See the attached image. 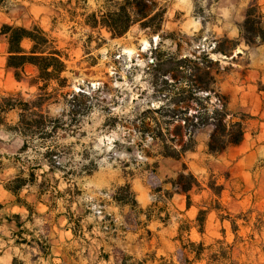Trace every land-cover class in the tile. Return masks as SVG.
<instances>
[{
	"label": "rangeland",
	"instance_id": "rangeland-1",
	"mask_svg": "<svg viewBox=\"0 0 264 264\" xmlns=\"http://www.w3.org/2000/svg\"><path fill=\"white\" fill-rule=\"evenodd\" d=\"M217 1L165 0L167 15L161 37L150 35L135 25L124 37L112 40L106 30L92 31L84 25L87 15L101 10L105 0H0V29L4 24L27 29L34 24L39 25L57 41L58 48L69 56L67 70L62 75L69 81L64 92L77 93L83 89L102 87V91L90 99L94 108L84 115L76 116L80 121L78 127L73 128L69 136L58 140V144L66 148L68 154L61 160L62 165L71 163L73 169H80L88 165L89 161H95L97 169L91 175L72 177L71 181L65 180L61 172L47 176L48 179L54 177L59 180L57 189L61 192L74 189L75 183L80 189L81 193L75 197L72 206L76 215L84 216L83 235L79 238L66 230L65 217L58 219L52 226L49 219L53 214L45 219L41 217L46 216L47 207L37 202L34 186L25 187L20 196L36 207L37 215L32 222H24L22 234L16 228L15 221H11L15 215L25 221L29 213L25 207L16 204V198L5 190V186L19 174L21 166L28 168L26 159L34 160L40 156L33 153L20 155L22 137L8 130V127L15 126L17 114H8L6 120L0 116V202L4 205L0 220V264H13L15 259L16 264H115L113 255L109 262L98 259L102 248L108 253L113 246L136 258L156 253L157 259L164 257L165 262L169 263L178 261L177 251L181 241L184 244L189 240L203 241L206 246L214 245L217 240L235 242L230 222L220 219L219 215H226L224 211L219 215L212 212L208 216L204 235L193 227L200 206L213 202L215 197L207 191H193V205L187 209L186 196L174 193V189L165 183L177 177L183 164L204 184L214 174L218 184L225 186L219 200L221 205L231 213L232 219L243 214L237 221L239 231L234 260L238 264H264V92L259 91L262 86L256 73L246 72L249 56L237 54L238 46L231 51L230 42L222 38L223 27L228 28L227 23L235 28L236 24L244 20L249 0H221L216 4ZM187 2L191 5L190 10H178L179 7L185 8ZM260 2L264 6V0ZM218 8L224 10V19L220 18ZM201 22L203 25L200 28ZM261 25L264 27V22ZM240 43L244 45L246 42L242 38ZM23 46L28 49L30 44L25 41ZM216 49L226 53H216ZM203 50L220 62L218 80L221 90L229 96L231 110L239 113L246 123L242 143L230 147L217 157L209 155L207 144L211 129L206 128L196 136V150L182 160L143 157L141 148L137 146L141 142L139 133L129 123L149 107L160 105L159 100L163 97L160 91L164 87L163 71L158 62L153 60L156 57L165 60L168 55L192 57ZM6 55L7 44L2 38L0 96L5 95V92L20 93L26 100L34 99L38 89L29 86L28 80L21 83L15 80L13 72L6 67ZM26 74L30 79L35 71L27 67ZM167 78L173 82L171 77ZM55 86L52 83L48 91ZM65 109L63 100L47 107L54 118L60 117ZM109 115L118 116L125 126L107 128L104 123ZM148 145L149 142L143 143V149L149 150ZM152 153H156L155 150ZM82 156L88 159H82ZM155 162L158 167L152 175V168L147 165L151 166ZM48 170L44 164L38 173L43 174ZM126 182L132 185L140 208L144 211L156 200V188L162 186L169 190L173 194L172 199L158 206H167L170 221L165 224L154 218L151 223H147L146 218L141 216L138 219L140 225L136 226L134 214L129 208L120 209L110 204L106 194H111L116 187ZM97 199L106 200L102 209L106 216L115 220L116 226L129 228L128 232L120 234L122 238L106 241L107 234L101 229L105 217L96 212L93 204ZM43 200L46 202L47 197ZM59 205L60 211H66L64 207L67 203L60 201ZM162 216L165 217V214ZM181 224L193 228L180 235L178 230ZM256 225L258 228H255ZM131 229L138 232L134 233ZM13 233H18L19 237H14ZM40 235H48L50 239L51 249L46 256L39 254L38 246L31 242L39 240ZM16 240L22 244L17 246ZM160 263L157 261L155 264Z\"/></svg>",
	"mask_w": 264,
	"mask_h": 264
},
{
	"label": "trees",
	"instance_id": "trees-1",
	"mask_svg": "<svg viewBox=\"0 0 264 264\" xmlns=\"http://www.w3.org/2000/svg\"><path fill=\"white\" fill-rule=\"evenodd\" d=\"M166 14L167 6L164 0H105V5L101 10L87 15L84 25L92 31L106 30L112 40L124 37L135 25H139L150 35L160 36ZM263 22L264 13L259 0H249L244 22L240 26V35L247 45L252 46L257 43L264 45V27L261 25ZM2 38L7 44V69L13 72L17 82L28 80L29 86L38 89L35 98L31 100L24 99L20 93L5 92V95L0 96V116H4L1 118L6 120L7 115L13 112L18 116L15 126L8 127V130L22 137L19 154L33 153L35 156H40L34 160L26 159L25 164L28 168L21 166L19 174L8 181L5 186V190L16 198V204L25 207L29 213L25 221H22L18 215H15L11 221H15L16 228L22 234L24 222H32L37 215L36 207L22 200L20 196L25 187L34 186L37 202L47 207L46 216L41 217L45 219L53 214V217L49 219L51 226L61 217H65L67 219L66 230L79 238L83 235L84 216L76 215V212L72 211V206L75 197L81 193L80 189L75 183L74 189H65L61 192L57 189L59 180L54 177L48 179L47 176L61 172L65 180L71 181L72 177L91 175L97 169L95 161H89L88 165L80 169H73L71 163L62 165L61 160L65 159L68 154L65 152L67 149L58 144V140L69 136L73 128L78 127L80 121L76 119V116L84 115L94 108L90 99L97 96L102 91V87L83 89L77 93L64 92L69 81L62 75L67 70L66 61L69 60V56L58 48L57 41L39 25L34 24L27 29L23 26L4 24L0 29V40ZM223 39L230 42L231 51L238 46L237 41L226 37ZM25 41L30 44L28 49L23 46ZM214 52L226 53L221 49H216ZM153 62H158L163 71L161 76L164 87L160 91L163 96L159 100L160 105L154 108L149 107L129 123L130 127L139 133L141 142L137 146L141 148L143 157L182 160L188 153L196 150V136L206 128L211 129L210 140L207 144L209 155L217 157L230 147H236L242 143L246 123L239 113L231 110L230 98L221 90L218 80L219 61H215L210 53L203 50L192 57L178 58L168 55L165 60L156 57ZM27 67H32L35 71V75L30 79L26 74ZM167 76L171 77L173 82H169ZM52 83L56 86L48 91ZM60 100H63L66 109L60 117L54 118L50 116L47 107L53 103H59ZM104 125L109 129L125 126L118 116L110 115L105 119ZM146 142L150 143L149 150L143 149V143ZM154 150L156 153H152ZM1 158L0 155V167L2 166ZM82 159L87 160L88 157L82 156ZM17 160L20 161V158ZM44 164L49 170L39 174ZM147 166L152 168L151 174L154 175L158 163ZM39 177L42 178L41 181ZM165 183L174 189V193L186 196L187 209L193 205L191 197L193 191H207L215 197L213 202L200 206L194 221L196 225L193 227L204 235L208 216L212 212L219 215L224 211L226 215H219L220 219L222 222L225 220L230 222L232 232L236 237L235 242L217 240L214 245L206 246L203 241L189 240L187 244L181 241L180 249L177 251L178 261L169 263L165 262L164 257L157 259L156 253H147L141 258H136L113 246L112 251L108 253L104 248L101 249L99 261L109 262L113 255L115 264H155L157 261H160V264H201L204 261L205 264H238L233 255L239 231L237 221L242 218L243 214L240 213L232 219L231 213L221 205L219 200L223 196L225 186L218 184L214 174H211L209 182L204 184L186 164H183L175 179H169ZM154 194H156V200L147 211L140 208L137 196L129 182L116 187L111 194L107 193L106 197L110 204L120 209L129 208L134 214L136 226L140 225L138 219L141 216L146 218L147 223H151L155 218L167 224L171 219L167 206L159 207L158 204L170 201L173 194L162 186L156 188ZM44 197H47L46 202L43 200ZM60 201L67 203L64 212L59 210ZM105 202L106 200L97 199L93 204L96 212L105 217L101 229L107 234L106 241L109 242V240L122 238L120 234L128 232L129 228L123 225L116 226L115 220L105 215L102 209L106 205ZM3 209L4 205L0 202V220ZM162 214H165V217ZM106 221L109 223L107 224ZM193 227L181 224L178 232L181 235L185 231L190 232ZM132 231L138 232L137 230ZM147 233L151 234L150 231ZM223 235L225 237V230H223ZM13 236L18 238L19 234L13 233ZM92 238L95 237L92 236ZM49 241L48 235H40L39 240L31 242L38 246L39 254L46 256L51 249ZM15 244L19 246L22 243L16 240ZM16 263L15 259L13 264Z\"/></svg>",
	"mask_w": 264,
	"mask_h": 264
},
{
	"label": "crops",
	"instance_id": "crops-1",
	"mask_svg": "<svg viewBox=\"0 0 264 264\" xmlns=\"http://www.w3.org/2000/svg\"><path fill=\"white\" fill-rule=\"evenodd\" d=\"M165 2V0H164ZM221 2V0H218L216 2V4H219ZM173 5L175 3H172ZM259 4L261 5V8H262V11L264 13V6L261 4L260 0H259ZM191 9V5L190 3L187 2V6L184 8H178V10L180 11H185V10H190ZM219 9V8H218ZM221 13H219V16L220 18L224 19L225 17V12L223 9H219ZM246 12V10H245ZM167 15V14H166ZM245 19V17H244ZM166 22V20H165ZM165 22H164V25H165ZM244 22V20L238 24L235 25V28H233V26L229 23L228 24V28L226 27H223L224 29V34L222 35V38H228L230 40H234V41H237L238 43H240L241 41V35H240V26L241 24ZM195 24H197L195 22ZM201 24H200V28H201ZM196 31V30H194ZM2 40V39H1ZM0 40V41H1ZM5 40V39H4ZM246 43L243 45V44H238V50L236 51L237 54H244V55H248L249 56V63L248 65L246 66L247 67V73H256L257 75V79L259 81V85L262 86L259 91L260 92H264V86L262 84H264V45L260 44V43H257L255 44L254 46H248L246 47ZM242 50H245L247 51L246 53ZM231 104V103H230Z\"/></svg>",
	"mask_w": 264,
	"mask_h": 264
}]
</instances>
